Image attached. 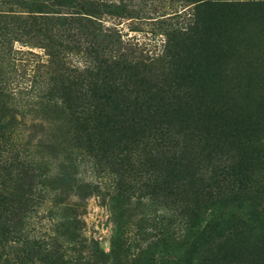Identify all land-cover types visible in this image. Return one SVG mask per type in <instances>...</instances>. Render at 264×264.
Wrapping results in <instances>:
<instances>
[{
    "label": "rangeland",
    "instance_id": "obj_1",
    "mask_svg": "<svg viewBox=\"0 0 264 264\" xmlns=\"http://www.w3.org/2000/svg\"><path fill=\"white\" fill-rule=\"evenodd\" d=\"M204 2L0 0V192L14 194L15 210L23 212L17 228L27 237L13 245L7 234L11 227L2 222L0 253L85 256L99 255L100 248L101 255L117 257L121 264L179 262L177 256L184 255L183 223L179 217L170 221L165 193L137 181L151 177L136 162L140 151L130 157L129 175H137V180L131 181V189L117 191L115 171L122 166L113 151H119L114 146L121 147L125 139L100 137L106 141L101 147L108 149L97 158L101 170L88 154L99 146L84 152L73 149V143L48 149L36 140L28 142L32 125L43 123L37 103L60 101L62 96L77 103L90 101L107 84L126 82L132 92L125 94L126 101L165 93L185 100L223 101L224 109L240 106L250 111L254 106L264 111V2L236 1L222 13ZM87 10L98 16L73 14ZM92 26L108 37L98 38ZM12 99L26 104L21 108L25 116L16 115V126L6 129L4 112ZM27 145V154L47 165L48 178L57 176L62 164L76 160L77 178L91 194L84 201L69 197L54 190L52 181L36 180L33 189L28 188L12 163L18 147ZM20 184L32 192L30 201L18 200L24 193L17 191ZM75 203L78 207H67Z\"/></svg>",
    "mask_w": 264,
    "mask_h": 264
},
{
    "label": "trees",
    "instance_id": "obj_2",
    "mask_svg": "<svg viewBox=\"0 0 264 264\" xmlns=\"http://www.w3.org/2000/svg\"><path fill=\"white\" fill-rule=\"evenodd\" d=\"M204 1L203 6L222 13L224 8L229 9L241 0ZM73 14L98 16L94 10ZM92 28L98 31V38L108 37L102 30ZM131 93L124 82L122 85L107 84L104 90L98 89V94L90 101L82 103L64 96L56 102L44 99L37 103L43 123L32 125L28 144L36 140L37 144L53 149L73 143V149L84 152L99 146L88 153L97 160L100 154L108 151L101 147L106 144L101 136L125 139L121 147L114 146L119 151L111 150L116 163L122 166L115 171L119 176L117 191L131 189V184L135 183L131 181L137 180V175H129L133 168L130 157L140 151L136 162L141 168H147L151 177L137 181H142L141 187L161 191L169 197L166 205L172 210L170 221L179 217L186 232L184 255L177 256L179 262L171 264H264V111L254 106L250 111L240 106L234 110L224 109L227 103L223 101L185 100L165 93L126 101L125 94ZM23 106L26 104L13 99L8 103L4 112V118H8L6 129L16 126V115L25 116L21 111ZM192 106L199 108L189 109ZM29 145L23 150L18 147L12 159L22 180L27 179L28 188L32 190L36 180L52 181L57 185L54 190L69 197L73 195L84 201L91 194L86 192L85 183L77 178L79 163L76 160L70 161L68 166L62 164L57 176L48 178L47 165L37 163L27 154ZM94 167L102 168L98 160ZM28 188L19 185L17 191H24L18 199L20 202L30 201L27 196L32 192L29 193ZM15 200L14 194L0 192V224L10 225L7 234L13 245L27 240L26 232L17 228V220L21 221L23 212L15 210ZM71 205L78 207L76 203L67 207ZM101 253L100 248L99 255L85 256L1 252L0 264H32L36 260L43 264H121L116 262L117 257Z\"/></svg>",
    "mask_w": 264,
    "mask_h": 264
}]
</instances>
